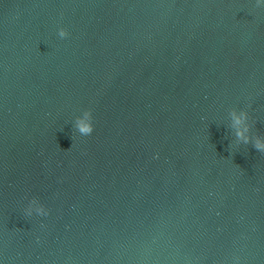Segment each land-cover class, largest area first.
Returning <instances> with one entry per match:
<instances>
[{
    "label": "water",
    "instance_id": "water-1",
    "mask_svg": "<svg viewBox=\"0 0 264 264\" xmlns=\"http://www.w3.org/2000/svg\"><path fill=\"white\" fill-rule=\"evenodd\" d=\"M257 140L264 0H0V264H264Z\"/></svg>",
    "mask_w": 264,
    "mask_h": 264
},
{
    "label": "clouds",
    "instance_id": "clouds-1",
    "mask_svg": "<svg viewBox=\"0 0 264 264\" xmlns=\"http://www.w3.org/2000/svg\"><path fill=\"white\" fill-rule=\"evenodd\" d=\"M69 35V33L64 30L61 29L59 31V36L61 38H65ZM85 115L90 117L89 120L85 121L82 119H78L77 123H76V129L79 132V134H81L82 136H88L90 134H92V132L94 131V123H93V114H92V110L91 109H86ZM235 123L239 124L241 123V119L239 117L235 118ZM246 130V129H245ZM238 138H242L243 142L246 144L248 143V138L244 137L243 132L238 131L236 133ZM254 147L261 151L262 153H264V144L260 143L259 140H257V142L254 144ZM44 215H48L49 213H43Z\"/></svg>",
    "mask_w": 264,
    "mask_h": 264
}]
</instances>
